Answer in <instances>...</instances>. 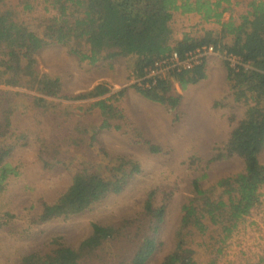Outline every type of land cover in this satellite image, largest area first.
I'll return each mask as SVG.
<instances>
[{
	"label": "trees",
	"instance_id": "trees-1",
	"mask_svg": "<svg viewBox=\"0 0 264 264\" xmlns=\"http://www.w3.org/2000/svg\"><path fill=\"white\" fill-rule=\"evenodd\" d=\"M235 4L244 5L245 12H235ZM177 12L199 15L201 29L180 38L173 27ZM211 20L219 29L202 25ZM53 43L60 49L70 47L81 62L91 64L128 57L130 69L142 77L137 91L176 117L182 113V94L174 90L175 83L185 88L205 79L207 55L189 69L170 67L163 75H148L150 68L173 50L185 56L213 45L218 54L236 55L247 64L238 68L227 62L225 78L227 97L245 109L206 164L201 165L197 153L185 160L187 168L200 167L201 173L191 178L177 207L179 190H168L158 200V189L146 188L139 209L107 222L93 220L77 246L54 236L47 250L22 253L13 264L264 263V244L258 260L243 254L227 258V248L245 227L264 187V162L259 158L264 148V0H0V191L10 175L19 173L8 156L30 137L38 143L45 168L62 166L72 177L52 201L36 198L39 205L28 212L29 226L68 219L118 194L141 173L137 159L114 156L99 136L104 129H122L125 113L118 101L125 90L112 92V85L101 80L75 94L63 91L59 75L37 67V55ZM6 86L26 88V98L17 101ZM134 131L130 138L138 136L136 143L162 151L140 128ZM233 157L242 159L240 170L208 179L211 163ZM10 203H15L13 198ZM10 211L0 212V227L7 223L6 215L13 216ZM168 213L176 214L171 245L154 260L159 228Z\"/></svg>",
	"mask_w": 264,
	"mask_h": 264
},
{
	"label": "rangeland",
	"instance_id": "rangeland-1",
	"mask_svg": "<svg viewBox=\"0 0 264 264\" xmlns=\"http://www.w3.org/2000/svg\"><path fill=\"white\" fill-rule=\"evenodd\" d=\"M235 12H245L244 5L235 4ZM198 16L192 13H175L173 27L176 34L181 38L186 32L194 34L199 31L201 25L197 23ZM202 25L208 30L220 27L218 22L212 20ZM50 47L37 55V67L52 75H59L63 91L75 94L101 80H107L112 85V92L125 90L118 101L125 113V119L120 122L122 129H104L99 136L101 143L114 156L137 159L141 165V173L133 177L118 194L95 201V204L68 219L59 218L29 226L28 212L39 205L36 198L42 196L45 201H52L59 192L67 188L72 178L70 171L62 166L45 168L38 157V143L30 137L26 145L17 146L7 158L12 165H18L19 173L10 175L6 188L0 191V212L8 209L13 214L6 215L4 218L7 223L0 227V264L16 263L22 253L31 250H47L52 238L58 235L68 245L77 246L89 234L93 220L107 222L139 209L146 188L158 189V200L168 190H179L180 195L177 194L175 199L177 207L188 193L191 178L200 176L201 173L200 167V171L187 168L185 160L197 153L202 157L201 165L206 164L215 154L217 146L228 137L235 121L245 109L243 105H238L227 97L229 89L225 78L226 63L229 61L222 54L207 55V77L199 83L185 88L175 83L174 90L182 94V113L176 117L162 104L137 91L128 57L116 56L91 64L88 61L81 62L76 54L69 51L70 47L60 49L55 43L50 44ZM164 73L165 71L161 75ZM6 87L13 89V96L17 101L26 98V88ZM137 128L141 129L151 143L161 145L162 151L153 152L136 143L138 136L130 138V134ZM259 158L264 162V148ZM241 168L242 159L239 157L213 162L209 171L207 170L208 179L233 173ZM261 192L258 204L245 220V227L227 248V258L243 254L258 260L260 247L264 244V187ZM11 198L14 204L10 203ZM33 202H36V207ZM175 218L176 214L168 213L159 228V249L154 260L159 253L170 247L169 234L175 229Z\"/></svg>",
	"mask_w": 264,
	"mask_h": 264
},
{
	"label": "built area",
	"instance_id": "built-area-1",
	"mask_svg": "<svg viewBox=\"0 0 264 264\" xmlns=\"http://www.w3.org/2000/svg\"><path fill=\"white\" fill-rule=\"evenodd\" d=\"M214 51L215 50H214L213 45L198 47L192 51L185 53V56H181L176 50H173L165 58L156 60L154 62L153 67L150 68L148 75H153V74L161 75L162 72H164L166 69L170 67H178V69L183 67V68L189 69L195 63L200 61V58L203 55H208L212 53L218 54L217 52H214ZM222 55L226 60L229 61V63L232 66H236V67L238 66V68H240L241 66L247 65L236 55H232V54L228 55L224 53ZM133 76L135 78L134 82L137 85H141L142 77H138L134 72H133Z\"/></svg>",
	"mask_w": 264,
	"mask_h": 264
}]
</instances>
